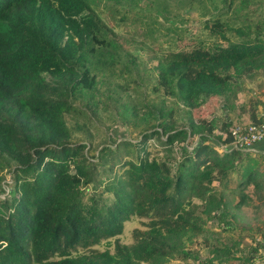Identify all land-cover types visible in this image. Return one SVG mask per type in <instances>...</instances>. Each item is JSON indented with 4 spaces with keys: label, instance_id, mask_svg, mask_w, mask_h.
<instances>
[{
    "label": "trees",
    "instance_id": "16d2710c",
    "mask_svg": "<svg viewBox=\"0 0 264 264\" xmlns=\"http://www.w3.org/2000/svg\"><path fill=\"white\" fill-rule=\"evenodd\" d=\"M99 1L0 0V170L11 179L0 196V264L264 263V229L239 226L223 194L238 190L236 209H256L252 195L263 199V159L227 145L237 93L264 73V16L251 21L241 12L251 0H208L217 11L203 21L209 40L168 51L154 65L155 85L181 105L184 123L158 104L139 117L152 123L136 141L87 155L64 115L76 93L89 94L92 71L124 66L130 55L95 13ZM248 114L251 124L262 123L253 109ZM152 138L162 158H148ZM121 148L134 160H122ZM132 216L143 219L142 229L120 243ZM211 221L217 230L207 227ZM109 238L112 251L94 247Z\"/></svg>",
    "mask_w": 264,
    "mask_h": 264
},
{
    "label": "rangeland",
    "instance_id": "374dc122",
    "mask_svg": "<svg viewBox=\"0 0 264 264\" xmlns=\"http://www.w3.org/2000/svg\"><path fill=\"white\" fill-rule=\"evenodd\" d=\"M93 9L102 22L118 36L117 42L121 43L124 47L123 50H127L130 55L125 58L127 64L124 66L116 63L103 71L96 73L92 71L94 86L88 91L89 94L76 93L73 97L71 110L64 115L66 125L71 130L72 140L86 145L87 155L94 154L103 145L114 146L115 143L121 141L134 142L152 123L150 121L145 125L139 117L146 112L147 108H154L158 104L170 108L176 125H182L185 121L184 109L180 107L181 105L173 96L164 93L161 86L155 85L154 65L157 57L168 51L188 50L198 39L209 40L207 30L203 26V21L212 15L208 13L211 10L209 1L100 0ZM252 10H254L253 14ZM210 12L216 13L217 11L212 9ZM241 12L247 13L251 21L262 18L264 16V1L256 3L251 0L248 7L243 8ZM262 75L263 73H260L254 79L246 80L243 85L244 89L237 93V97L247 96L249 91L246 90H249L250 84L252 91L253 87L258 91L257 82L262 80ZM208 110L210 112L215 110L216 116L219 117L223 114V110L219 107L216 109L214 106H210ZM231 116L232 114L229 112V117ZM248 123L250 122L232 121L230 126ZM196 141L197 137L194 136L187 142L186 148H192ZM174 144L175 150L178 146L176 143ZM182 144L185 145V142ZM215 150L217 153H221L219 147L216 146ZM147 152L148 158H162L165 155L155 138L148 140ZM174 155L177 156L178 152L176 151ZM118 156L122 160H134L133 152L125 151L123 148ZM5 170L6 167L0 170V190L3 192L0 191V196H4L8 192L10 185L8 183L11 180ZM235 178L234 176L230 178L229 186L235 184ZM250 190L249 186L247 192ZM237 192L238 190L231 187L223 189L227 206L230 207V210L239 213L241 219L239 226L247 223V225L262 226L264 229V192L262 200H257L252 195L253 202L257 201L255 202L256 209L251 206H242L236 209L233 206L237 200ZM141 220L143 219L133 216L124 220L122 231L116 236L118 241L124 244L131 243V231L133 228L142 229L139 223ZM207 227L215 230L218 228L213 221L208 222ZM223 234L237 238L236 233L227 231ZM242 234L244 235L243 240L249 242V231H244ZM114 238L103 240L94 247L112 251ZM197 241H193L191 245L198 248V253L204 257L207 252L202 246V242L197 243ZM262 255L264 256L263 250ZM171 263L194 264L191 260L186 262L171 260ZM221 264H237V262L229 260Z\"/></svg>",
    "mask_w": 264,
    "mask_h": 264
},
{
    "label": "crops",
    "instance_id": "0c3cea01",
    "mask_svg": "<svg viewBox=\"0 0 264 264\" xmlns=\"http://www.w3.org/2000/svg\"><path fill=\"white\" fill-rule=\"evenodd\" d=\"M262 76V80L257 82L259 85L258 91H256L255 87H253L252 91V86L250 84V86H248L249 90H246L249 91L247 96L237 97L234 100V104L231 110L232 116L230 117L231 124L232 121L249 122L250 118L248 112L251 109H253V111L255 112V117L257 118V120L264 123V73ZM224 113L225 110H223V114ZM247 152L251 155H255L256 157L263 159V166L262 164H258V168L259 170H262L264 175V137L254 142Z\"/></svg>",
    "mask_w": 264,
    "mask_h": 264
},
{
    "label": "built area",
    "instance_id": "2783aa9c",
    "mask_svg": "<svg viewBox=\"0 0 264 264\" xmlns=\"http://www.w3.org/2000/svg\"><path fill=\"white\" fill-rule=\"evenodd\" d=\"M228 134L231 141L227 146L248 150L254 142L264 137V123L236 124L229 128Z\"/></svg>",
    "mask_w": 264,
    "mask_h": 264
}]
</instances>
